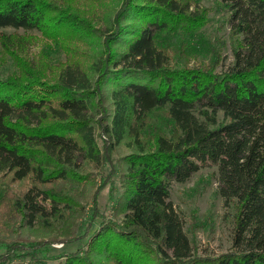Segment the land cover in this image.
Here are the masks:
<instances>
[{
	"label": "trees",
	"instance_id": "obj_1",
	"mask_svg": "<svg viewBox=\"0 0 264 264\" xmlns=\"http://www.w3.org/2000/svg\"><path fill=\"white\" fill-rule=\"evenodd\" d=\"M103 1L87 14L100 22L99 42L84 48L78 47L90 28L84 18L51 15L45 0H0V29L35 31L47 40L38 67L26 68L21 55L33 61L27 38H0L2 54L18 55L21 68L0 76V209L7 206L20 229L69 221L75 202L41 186L64 185L81 178L84 165L103 164L94 118L100 114L106 144L127 139L135 148L122 159L116 200L122 216L105 224L90 216L72 240L86 247L59 264H91L93 253L101 259L94 264H264V0H217L232 38L225 69V58L197 34L205 21L197 0ZM64 41L72 46L59 45ZM51 45L66 57L45 75ZM200 52L213 58L195 59ZM157 114L167 130L147 137ZM209 166L234 219L229 250L205 257L193 254L169 188ZM25 181L21 191L12 189ZM0 246V264H13V253L45 249L2 240Z\"/></svg>",
	"mask_w": 264,
	"mask_h": 264
},
{
	"label": "rangeland",
	"instance_id": "obj_2",
	"mask_svg": "<svg viewBox=\"0 0 264 264\" xmlns=\"http://www.w3.org/2000/svg\"><path fill=\"white\" fill-rule=\"evenodd\" d=\"M47 4H52V11L49 14H61L66 12L78 16L82 19V23L88 24L85 36H81V41L78 47L89 48L88 45L96 46L98 39L94 36L100 34L101 28L98 27L100 22L91 23L87 18L89 12H94L97 2L103 0H45ZM198 5L204 9L205 21L197 34L199 38L214 48L215 54H218L220 59L225 58L221 69H225L231 61V46L232 38L229 33L225 18L226 14L217 7V0H197ZM54 5V6H53ZM98 18L103 20V14L98 10ZM81 23V24H82ZM2 35H21L27 38L26 47L28 56L33 61L30 63L26 60L25 55L23 65L28 68L35 65L38 67L37 55L43 50V43L47 41L39 32H23L22 30H13L11 28L0 29V38ZM64 35V33H63ZM51 40L47 44L50 45ZM59 45L71 47L72 42H62ZM57 48L51 45V53L49 54L47 67L42 74L48 75L56 71L55 65L59 61H63L66 57V52L63 48ZM198 48V46H196ZM82 48L83 50H85ZM97 51H91V57L94 58ZM212 56V55H211ZM74 57V56H73ZM205 58V60H202ZM209 54L200 52L197 60L204 62L212 59ZM18 55L2 54L0 46V76L9 78L17 70L16 67ZM174 61L181 60L182 56L175 55ZM194 59V60H195ZM193 60V59H192ZM51 64V67L49 66ZM53 64V65H52ZM33 68V67H32ZM220 69V68H219ZM35 71V70H34ZM53 71V72H52ZM53 78V77H50ZM51 80V79H50ZM105 108L109 109L108 102L103 101ZM104 109V108H103ZM109 112V111H108ZM107 112V113H108ZM160 113V112H159ZM107 115V114H106ZM157 118L150 121L148 125L147 137L152 136L158 131L166 132L165 121ZM96 142L100 147L103 155V164L96 167L93 164L83 166V171L79 179L67 182L66 184H54L41 186L46 189H51L54 193L63 192L68 197H71L75 202L73 215L69 221L66 218L63 221H50V225H38L32 229H20L12 219L9 220L6 213V208L0 209V240L7 244L19 246L20 244H38L45 249L31 250L11 254L13 264H59L62 261L63 255L74 251H83L86 246L84 242L72 241L83 231L88 224L90 216H94L95 224L100 222L108 223L109 221H120L122 214L116 208V200L122 191L121 173L123 172L122 159L135 151L133 145L127 139L118 145L110 143L106 144L107 139L104 138L101 131L100 114H95ZM29 185V181L13 184L11 187L14 191L19 192ZM216 169L215 167H202L191 178L184 183L172 182L169 188V201L174 210L180 216L184 230L189 237L195 256H217L229 250L231 245V231L234 219V210L232 207L226 208L222 199L216 193ZM69 215V214H68ZM67 216V215H66ZM12 225H15L12 230ZM83 228V229H82ZM92 230V229H91ZM75 236V237H74ZM68 240L72 242H68ZM44 250V251H43ZM4 252V248L0 246V253ZM94 254V253H93ZM90 255L88 260L91 264L97 263L100 259L99 255ZM148 258V255H143ZM138 261L137 264H141ZM149 259L145 260V264H149Z\"/></svg>",
	"mask_w": 264,
	"mask_h": 264
}]
</instances>
